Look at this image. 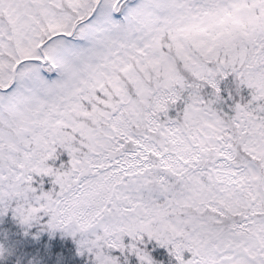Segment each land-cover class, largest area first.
I'll list each match as a JSON object with an SVG mask.
<instances>
[{"label": "snow or ice", "instance_id": "6c2138e0", "mask_svg": "<svg viewBox=\"0 0 264 264\" xmlns=\"http://www.w3.org/2000/svg\"><path fill=\"white\" fill-rule=\"evenodd\" d=\"M7 215L88 264H264V0H0Z\"/></svg>", "mask_w": 264, "mask_h": 264}, {"label": "trees", "instance_id": "16d2710c", "mask_svg": "<svg viewBox=\"0 0 264 264\" xmlns=\"http://www.w3.org/2000/svg\"><path fill=\"white\" fill-rule=\"evenodd\" d=\"M222 88L227 98L234 84L225 81ZM246 93H241V96ZM236 102H241L237 97ZM227 111L231 102L221 106ZM66 155L60 162H66ZM0 247L4 253L0 256V264H88L87 256L77 255L76 244L71 237L62 233L41 231L39 226L26 229L19 225L10 215L0 217Z\"/></svg>", "mask_w": 264, "mask_h": 264}, {"label": "rangeland", "instance_id": "374dc122", "mask_svg": "<svg viewBox=\"0 0 264 264\" xmlns=\"http://www.w3.org/2000/svg\"><path fill=\"white\" fill-rule=\"evenodd\" d=\"M223 86V85H222Z\"/></svg>", "mask_w": 264, "mask_h": 264}]
</instances>
